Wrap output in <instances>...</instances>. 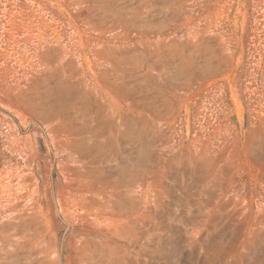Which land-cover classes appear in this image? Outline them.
<instances>
[{"label": "rangeland", "instance_id": "1", "mask_svg": "<svg viewBox=\"0 0 264 264\" xmlns=\"http://www.w3.org/2000/svg\"><path fill=\"white\" fill-rule=\"evenodd\" d=\"M0 264H264V0H0Z\"/></svg>", "mask_w": 264, "mask_h": 264}, {"label": "bare ground", "instance_id": "2", "mask_svg": "<svg viewBox=\"0 0 264 264\" xmlns=\"http://www.w3.org/2000/svg\"><path fill=\"white\" fill-rule=\"evenodd\" d=\"M8 171V170H7ZM9 174V173H8ZM8 176V175H7ZM9 176H11V175H9ZM21 177V176H20ZM11 183V182H10ZM5 184V183H4ZM21 184V183H20ZM6 185H7V183H6ZM12 185V184H11ZM11 185H9L10 187H11ZM2 186V185H1ZM8 186V187H9ZM5 187H7V186H5ZM5 195V194H4ZM10 196V195H9ZM10 198V197H9Z\"/></svg>", "mask_w": 264, "mask_h": 264}]
</instances>
